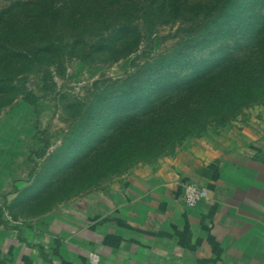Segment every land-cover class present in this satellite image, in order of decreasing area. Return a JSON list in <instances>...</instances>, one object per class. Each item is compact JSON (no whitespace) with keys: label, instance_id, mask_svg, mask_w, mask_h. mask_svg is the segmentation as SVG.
Masks as SVG:
<instances>
[{"label":"rangeland","instance_id":"rangeland-1","mask_svg":"<svg viewBox=\"0 0 264 264\" xmlns=\"http://www.w3.org/2000/svg\"><path fill=\"white\" fill-rule=\"evenodd\" d=\"M10 1L0 0V6ZM254 1L260 7L255 12L264 22V0H238L227 17L199 37L206 36L203 48L187 54L195 65L172 69L171 74L176 73L180 80L208 78L232 61L245 59L253 76H264V45L258 46L259 27L252 25L255 13L242 11L244 2ZM178 24L170 21L160 25L158 32L141 42L138 53L144 50L145 54L137 62L170 55L182 37L172 36ZM260 26L264 30V23ZM65 37L63 43L67 46L61 56L56 61L54 57H43L40 66L51 74L55 83L52 91L41 89L42 72L16 74L11 82L19 85V79L24 78V88L34 95L32 103L25 100L22 91L0 81V264H53V248L47 242L60 239L57 236L67 240L68 229L74 232L72 226L79 227L81 219L93 214L98 195H109L138 169L171 159L191 142L208 143L234 128L262 121L264 124V101L260 100L242 107L222 125L211 121L213 114L200 113L190 124L194 127L207 122L203 131L184 134L181 128L172 134L160 130L114 150L111 146L122 140L123 130V140L130 137L131 123L125 122L131 119V105L121 104V100L122 94L131 90L128 86L123 90L108 87V83L132 72L135 53L128 51L127 40H117L105 50L79 56V50H72V37ZM96 80L101 84L94 88ZM182 95L175 97L170 106L172 115H177L175 121L186 124L191 119L180 115L185 106L179 102ZM167 96L158 97V101L163 102ZM190 96L186 106L194 107L196 103ZM221 106L226 108L227 104ZM161 118L153 119L165 123ZM94 256H90V263H96Z\"/></svg>","mask_w":264,"mask_h":264},{"label":"trees","instance_id":"trees-1","mask_svg":"<svg viewBox=\"0 0 264 264\" xmlns=\"http://www.w3.org/2000/svg\"><path fill=\"white\" fill-rule=\"evenodd\" d=\"M256 2H244L242 11L248 14L254 11L252 25L259 27L256 36L260 46L264 45V30H260L264 22L263 17L255 12L260 8ZM238 3V0H11L7 5L0 6V81H6L12 89L22 91L25 100L32 103L34 95L24 88V78L19 79V85L11 82L16 74L42 72L41 89L45 93L52 91L55 83L51 74L46 67L40 66L44 64L43 57H54L56 61L57 56H61L67 46L63 43L67 39L65 36L72 37V50H79V56L105 50L117 40H127L125 45L130 46L127 50L135 53L134 68L125 77L108 83V87L117 86L121 90L129 87L131 90L129 94L123 93L121 100V104L131 105V119L125 122L127 125L131 123L130 137L124 141L123 130L120 135L122 140L115 142L116 146H111L112 149L118 151L128 142H140L143 136L160 130L173 131L172 134L181 128L184 134L203 131L207 122L194 127L190 124L200 113L205 116L213 114L211 121L222 125L242 107L264 101V76H253L254 71L245 66V59L232 61L208 78L180 80V76L174 72L171 74V70L195 65V60L187 54H194L203 48L206 36L199 38L202 33L218 25ZM258 18L261 20L256 21ZM170 21L179 22L173 38L182 36L173 46L171 54L137 62L145 54L144 50L138 53L140 43L158 32L160 25ZM66 30L70 33L66 34ZM45 53L48 56H44ZM161 72L165 73L161 75ZM99 83L101 81L96 80L92 86L95 88ZM141 87H146V90H140ZM165 94L167 98L163 102L158 101V97ZM181 94L179 102L185 106H182L184 113L179 114L191 119L186 124L175 121L177 115H172L170 106L173 99ZM188 96L196 103L194 107L186 106ZM224 102L226 108L221 106ZM155 117L166 121L160 123V119L154 120Z\"/></svg>","mask_w":264,"mask_h":264},{"label":"crops","instance_id":"crops-1","mask_svg":"<svg viewBox=\"0 0 264 264\" xmlns=\"http://www.w3.org/2000/svg\"><path fill=\"white\" fill-rule=\"evenodd\" d=\"M187 183L207 197L186 205ZM85 218L49 239L53 264H264L263 121L138 169Z\"/></svg>","mask_w":264,"mask_h":264},{"label":"built area","instance_id":"built-area-1","mask_svg":"<svg viewBox=\"0 0 264 264\" xmlns=\"http://www.w3.org/2000/svg\"><path fill=\"white\" fill-rule=\"evenodd\" d=\"M207 195L208 190L205 187L197 185L195 183H187L183 188L182 200L186 205L193 206L200 200L206 198Z\"/></svg>","mask_w":264,"mask_h":264}]
</instances>
